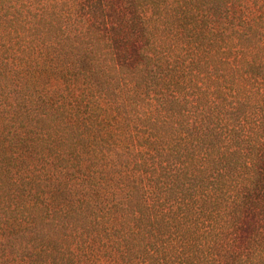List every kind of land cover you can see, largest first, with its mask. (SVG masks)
Listing matches in <instances>:
<instances>
[{
    "label": "trees",
    "instance_id": "1",
    "mask_svg": "<svg viewBox=\"0 0 264 264\" xmlns=\"http://www.w3.org/2000/svg\"><path fill=\"white\" fill-rule=\"evenodd\" d=\"M0 264H264V0H0Z\"/></svg>",
    "mask_w": 264,
    "mask_h": 264
}]
</instances>
